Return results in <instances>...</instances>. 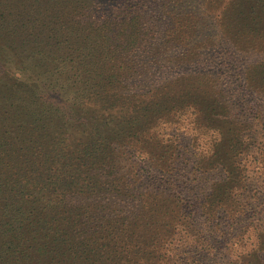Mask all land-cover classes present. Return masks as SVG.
<instances>
[{
    "label": "trees",
    "instance_id": "1",
    "mask_svg": "<svg viewBox=\"0 0 264 264\" xmlns=\"http://www.w3.org/2000/svg\"><path fill=\"white\" fill-rule=\"evenodd\" d=\"M25 1L1 0L0 19L11 5L30 6L35 17L49 13L48 27L19 44L1 30L8 37L7 43L0 41V100L6 101L0 106V264H165L166 239L180 225L197 229L192 212L185 213L182 198L170 191L175 189L179 137L165 130L175 128L177 114L189 111L209 128L221 124L218 119L233 124L230 93L214 92L218 97L206 106L201 89L211 78L196 72L184 76V90L157 96V103L154 88L148 97L136 94L132 102L118 104L109 98L110 91L123 76L94 68L107 67L109 40L126 24L135 25L142 40L173 43L187 57L179 61L203 63L209 46L223 34L248 43L263 38L264 18L253 20L246 31L235 30L236 0H231L223 15L230 25L215 37L207 32L210 9L201 12L188 0ZM202 1L203 7L211 6L212 0ZM221 3L213 5L217 11ZM241 15L248 22V12ZM179 61L163 55L153 66L151 82L142 84L153 87L160 74L184 64ZM125 64L128 70L135 66ZM175 82L159 83L171 90ZM192 89L201 96L191 95ZM231 150L237 154L238 148ZM226 165L217 158L213 168ZM233 165L226 171L237 183L243 171L237 173ZM148 167L164 183L151 181ZM234 194L232 187L215 189L204 201L209 217L221 201L234 202ZM260 247L263 251L264 242Z\"/></svg>",
    "mask_w": 264,
    "mask_h": 264
},
{
    "label": "rangeland",
    "instance_id": "2",
    "mask_svg": "<svg viewBox=\"0 0 264 264\" xmlns=\"http://www.w3.org/2000/svg\"><path fill=\"white\" fill-rule=\"evenodd\" d=\"M230 1L222 0L219 5L220 11H217L213 5L218 0H212L211 6L207 2V7H203L202 0H188L194 9L198 8L201 12L210 9L206 14L207 32L215 37L222 32L225 33V29L230 25L229 21H224L223 16ZM31 3L26 0L24 5ZM28 8L22 6L18 9L11 5V9L5 12L4 19H0V24L3 23L0 25V41L3 44L7 43L8 35L1 34V30L16 36L12 38L18 40V44L30 40V37L37 34H43L46 30L48 26L44 25L49 13L43 11L42 16L36 14L35 17L30 6ZM233 11V28L237 31L243 29L246 31L254 25L253 20L259 18L263 20L264 0H236ZM245 11L249 14L248 22L241 18V13ZM125 26V30H121L120 26V34L109 40L107 67L103 70H97L95 67L93 71L108 70L109 74L119 73L123 76L121 82L112 83L110 99L114 98L113 101L118 104L128 103L133 101L136 94L150 96L155 88L152 99L157 103L161 101L157 96H173L184 90L182 80L186 74L204 72L211 78V80L207 78L208 84L201 89L207 98L206 106L218 97L214 92L220 91L224 94L230 93L227 104L233 109L231 116L234 119L233 124L218 119L221 124L209 128L202 121L196 120L189 111L190 113L177 114L180 118L175 128L165 130L167 135L179 137L175 142L180 154L173 177L175 189L168 190L176 192L182 198L185 204L183 210L185 213L192 212L197 229L180 225L179 229L166 239L164 253L167 262L164 263L264 264V250L262 251L260 247L264 242V74L260 73V70H264V37L256 38L254 43H248L241 38L230 40L223 34V39L209 46L207 56L202 59L203 63H192L193 59L184 63L179 60L185 56L175 51L173 43L162 46L149 38L142 40L135 25ZM100 31L98 28L97 32ZM200 40H204V36ZM97 42L102 50L103 40L100 35ZM136 42L139 44L138 47L135 45ZM254 52L256 55H253ZM163 55L173 56L184 64L160 74L159 80H154L152 83L154 86L151 87L149 82L153 78V66ZM129 60L135 64L132 70H128L125 64L130 63ZM116 64L120 65L116 68ZM113 66L115 69H112ZM119 67L124 69L119 70ZM144 80L150 81L144 86L142 84ZM170 80L176 82L171 90H164V84L159 82ZM189 91L193 96H201L199 90ZM220 101L223 108L228 107L224 105V99ZM5 102L4 99L0 100V106ZM163 119L167 118L163 116ZM233 145L238 148L237 154L231 150ZM217 158L226 162V168L229 170L234 163L233 167L237 173L243 171L242 180L237 175L236 183L226 168H213ZM157 172L155 168L148 167L146 175L151 181L164 183L166 179L160 177ZM219 186H223V189L233 188L234 202L221 201L222 207L214 206L215 216L209 217L211 212L204 201L206 198L208 200ZM210 201L217 202L213 197ZM226 210L228 213H225ZM253 237L256 239L253 240ZM97 263L130 264L117 261Z\"/></svg>",
    "mask_w": 264,
    "mask_h": 264
},
{
    "label": "clouds",
    "instance_id": "3",
    "mask_svg": "<svg viewBox=\"0 0 264 264\" xmlns=\"http://www.w3.org/2000/svg\"><path fill=\"white\" fill-rule=\"evenodd\" d=\"M256 238L255 237H253V240H255ZM253 247L255 246L254 244L252 245Z\"/></svg>",
    "mask_w": 264,
    "mask_h": 264
}]
</instances>
